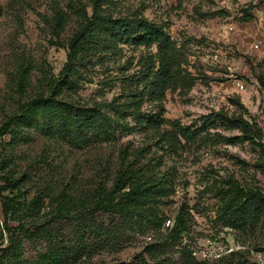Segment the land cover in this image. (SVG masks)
Returning a JSON list of instances; mask_svg holds the SVG:
<instances>
[{"label":"rangeland","instance_id":"obj_1","mask_svg":"<svg viewBox=\"0 0 264 264\" xmlns=\"http://www.w3.org/2000/svg\"><path fill=\"white\" fill-rule=\"evenodd\" d=\"M111 1L114 16H135L164 28L187 58L181 66L187 83L167 89L160 103L152 104L144 98L140 113L156 114L167 124L203 132L192 143H182L183 148L171 151L160 142L166 132H172L169 125L141 130L127 118L130 131L118 128L113 141H95L76 149L50 129L45 134L35 125L15 124L21 105L40 96L76 107L108 104L120 94L127 95L133 87L128 89L122 79L138 71L139 59L155 54V48H134L119 42L114 56L87 59V66L74 69L78 87L73 93L66 89L51 91L47 81L56 80L66 65L65 48L81 23V9L91 15L89 0H0V130L12 120L13 131L0 135V194L15 203L14 215L5 221L0 201V249L9 243L5 226L16 228L19 218L23 228L13 234L23 241L20 261L34 260L42 247L29 238L32 227L23 219L32 200L44 197L39 222H47L51 214L58 213L47 207L45 195L80 199L92 195L98 187L109 190L118 171L137 160L138 166L146 165L157 178L171 183V193L155 209L165 218L164 226L142 236L116 228V216L98 213V222L107 228V235L100 242L88 241V253L68 264H132L146 259V246L155 237L166 235L181 212L185 214L182 219L186 231L179 237L180 244L196 261L264 264V225L260 220L236 232L224 228L217 218L218 192L227 180L264 194V154L243 139L238 127L229 129L228 125L239 117L255 125L261 135L259 144L264 147V44L261 54L249 50L251 38L258 33L256 11H264V0ZM55 5L69 16L58 41L61 45H51L45 25ZM240 12L244 21L238 22ZM230 16L235 18L236 27L231 35L225 33L224 24ZM23 70L27 73L19 87ZM236 82L244 85V91L235 87ZM124 101L120 99V103ZM36 113L39 124L45 121L56 125L53 111L44 118ZM205 133L212 141L204 140ZM6 179L19 181V187L7 189ZM62 209L60 214L69 216L80 211L70 203ZM53 226L67 235L66 245H70L71 225L59 221ZM177 250L169 254L176 258Z\"/></svg>","mask_w":264,"mask_h":264},{"label":"trees","instance_id":"obj_2","mask_svg":"<svg viewBox=\"0 0 264 264\" xmlns=\"http://www.w3.org/2000/svg\"><path fill=\"white\" fill-rule=\"evenodd\" d=\"M89 6L91 15L87 14L85 8L81 9V23L66 45L67 62L60 76L56 80L47 81L45 75H42V80L47 81L46 86L51 91L66 89L67 92L73 93L78 87V72L74 69L87 66V59L98 57L99 60L109 54L114 56L119 42L129 43L134 48L154 47L155 54L141 57L137 63L139 70L122 79L125 86H128V89L133 87V90H129L125 96L120 94L108 104L76 107L40 96L39 99L21 105L15 124L35 125L45 134L49 133L50 129L59 140L76 149L87 147L95 141L109 143L115 139L118 128L130 131L131 128L125 122L127 118H132L135 127L141 130H157L162 125H169L172 132H166L160 142L167 145L171 151L183 148L185 144L196 140L203 130H190L177 123L167 124L159 115L143 114L139 111L144 98L152 104L160 103L167 89L182 82L187 83L185 71L181 70V66L187 63L182 47L172 40L164 28L152 22L135 16H114L115 5L111 0H89ZM247 11L244 10L245 13ZM68 18V14L55 5L52 15L45 21L52 39L51 45H61L58 41ZM242 20L244 21V17L240 22ZM26 73L27 71H22L24 76L18 81L19 87ZM120 99L125 101L120 103ZM52 111L53 120H56L55 126L45 121L40 124L36 122V112L41 113L44 118ZM11 125L12 120L4 125L0 135L12 133ZM228 125L229 129L238 127L243 139L257 146L264 154V147L259 144L261 135L255 125L240 117L231 120ZM203 138L212 141L207 133ZM136 161L118 171L109 190L98 187L92 195L80 199L65 195H45L48 199L47 207L52 209V213H58L51 214L47 222H39L40 213L44 209V197L38 196L32 200L26 207L23 219L29 221L32 227L29 238L40 244L42 250L34 260L20 261L23 241L13 234L23 228L18 218L16 228L8 229V226H5L10 236L8 245L0 249V264L17 261L19 264H68L79 261L88 253V241L100 242L107 235V228L98 222V213L116 216V228L124 231H135L142 236L159 231L166 220L158 216L155 209L164 204L163 199L171 193V183L166 179L157 178L152 169H148L146 165L138 166ZM18 182L6 179L5 186L15 190L19 187ZM1 191L3 188H0ZM218 195L217 218L224 228L241 232L257 220L264 225V194L260 190L244 187L229 179L220 188ZM0 201L3 218L7 221L14 215V200L0 194ZM68 203L77 207L79 214H60V210H64L63 206ZM184 215L181 212L166 235L155 237V241L146 246V259L135 260L132 264H204L196 261L191 253L181 247L179 237L186 231L182 219ZM59 221H66L73 229L70 245H66L67 235L53 226V223ZM177 248L179 250L175 253H178V257L175 258L169 252Z\"/></svg>","mask_w":264,"mask_h":264},{"label":"built area","instance_id":"obj_3","mask_svg":"<svg viewBox=\"0 0 264 264\" xmlns=\"http://www.w3.org/2000/svg\"><path fill=\"white\" fill-rule=\"evenodd\" d=\"M256 16L254 18L253 14L252 17L254 18V23L257 26V30L258 33L255 34L252 38H251V42L249 43V50L252 54H261L262 50H263V44H264V11L260 10V11H256ZM242 12H240V14L237 15L238 22H240V19L243 17L242 16ZM235 18L232 16L226 18V20L224 21L225 24V33L226 34H233L234 32H236V27H235V22H234ZM263 30V31H261ZM214 59H216V56L214 57ZM235 87L239 90V91H244L245 87L243 84H241V82H236L235 83Z\"/></svg>","mask_w":264,"mask_h":264}]
</instances>
